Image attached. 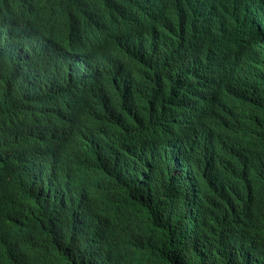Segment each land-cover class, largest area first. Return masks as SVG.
<instances>
[{"label": "trees", "instance_id": "1", "mask_svg": "<svg viewBox=\"0 0 264 264\" xmlns=\"http://www.w3.org/2000/svg\"><path fill=\"white\" fill-rule=\"evenodd\" d=\"M13 1L16 3L19 0H0V11L7 12L12 10ZM231 2H235L234 4H236L239 12L243 11L246 13L244 21L246 24L250 23L251 17L246 7L242 8L243 5L234 0H195L191 7H186L182 10L177 20L160 17L153 8L152 13L148 2H146L148 7L143 3L141 4V2H136L140 8L139 13L135 14V17L143 27V37L146 40L144 51L140 57L142 65L139 67H128L125 70L127 72H124L122 76L107 77L104 74L97 77L98 80L89 78L86 90H84L83 86V74L80 76L78 88L81 87L82 91L77 98L84 104L83 108H81L83 115L76 116L74 113L76 111L75 108H70L71 113L65 114L71 120L74 131L80 133L74 138L54 142L47 134L44 137H40L35 129L23 128L21 126L24 123L23 121L19 123L21 127L14 124L11 126L8 123L10 120L7 115L8 110L12 111L17 108L21 110L23 106L22 98L26 100V96L20 91L18 83H16L14 89H10V87L3 88L0 85V105L2 107L0 108V122L2 123L0 124V131L5 133L9 145L19 151L26 150L35 161L40 155V151L37 150L40 145L45 143L47 147L54 143L57 146L56 150H47L43 160L45 163H50L54 166L52 179L66 197L69 210L73 211L70 223L66 224L62 221L61 225L57 226L54 220L44 218L38 210L29 209L27 206L17 213L25 225L24 232L30 237L31 241L39 244L42 252L44 251L42 253L44 262L51 264V259L61 257L63 252L62 254H67L71 259L60 258L56 264H85L86 261L88 264H197V262L198 264H207V258L208 264H229L232 260L230 264H264V196L257 193L254 189L248 190V186H245V189H240L242 185L240 183L242 182H240L239 174L227 176V169L231 168V163L243 161L249 164L246 161L247 153L240 150L238 145L248 150H251L252 146L246 130L237 126L227 112L229 107L215 104L216 100L225 101L226 95L237 96L240 98L241 108L245 112L256 110L259 112L260 117L264 119V99L250 100L248 95L249 81L253 78L263 77L262 72L264 69L259 63L251 60L253 56L247 55L245 51L238 52L240 51L238 46L243 48L242 42L239 45L223 47L222 41L229 36L228 29L221 25H216L213 21L216 19L214 10L217 9V13L220 10L222 13V7H226ZM215 3L218 5L217 8ZM207 4H210L208 7L210 8L208 13H211L210 18H205L204 15L206 11L204 9ZM197 5L200 6L199 10H196ZM261 5L263 6V2ZM197 12L200 14L198 17ZM0 16L1 21V12ZM141 17H144L143 20H140ZM206 21L211 23L209 27H205ZM211 25L212 28H210ZM160 28L165 29L166 36L156 38L155 35ZM209 28L214 31L217 40L215 38H211L212 41L203 39V33L207 32ZM257 32L262 34V37L264 36V31L259 30L257 23H255L250 30V34L253 36ZM177 40H181L182 43ZM215 49L217 63L214 67ZM188 51L190 54H188ZM180 62L181 64H179ZM205 63L208 64L206 66L208 69L206 74L204 71ZM250 63L251 67H249ZM142 67L150 70L156 69V74L143 71L141 73L137 72ZM195 67L199 69L198 73H196ZM186 68L191 69L188 75L190 78L188 103L186 102ZM228 69L231 70L228 71ZM176 72H181L182 75L179 77L184 80L183 87L179 92V104L174 81ZM212 75H218L225 80L226 85H234L236 88H226V95L221 93L219 97L215 99L213 97V100L209 101L208 98L211 91H209L210 83L208 79ZM196 78L197 82H199L197 92V99H200L199 105L202 106V109H206L208 113L216 110L217 114H211L212 119L215 121L214 123H204L200 119L201 112L195 113L196 111H194L192 101L196 99L194 87ZM59 79L60 75L56 74L54 77L49 78L47 82L54 84L55 87H60L61 95L57 96L58 91L52 89L50 93H43L44 99L42 101L37 100L36 105L41 109L38 110V113L43 114L45 118H47V115L53 114L45 108L46 104H57L58 97L62 100L66 98L76 99L75 85L72 87L67 84V86L71 87L73 95L65 96L66 85L63 81H68L69 79ZM112 83L120 85L123 89L129 86L130 89L117 94L113 89L110 90V84ZM138 84L141 85V88L138 87ZM147 86H152L153 89L147 91ZM139 89L142 91L139 92ZM105 92L111 95L115 101L114 104H108L105 100L95 103L97 102L95 96ZM119 95L125 96L122 100H119ZM17 96H19V99ZM48 96L52 99H48ZM90 96L94 97L90 99ZM10 97H13V100ZM72 101L74 102V100ZM99 104L104 106L103 110H100ZM90 105H93L94 111L107 115L100 124L94 123L93 125V121L87 116L92 111ZM192 107L193 109H191ZM178 111L180 123L177 124ZM182 116L188 119V123L187 121H181ZM159 119H161L160 123ZM159 125L161 129H159ZM176 126L180 129L179 134L176 132ZM170 129L175 130L169 132ZM82 130L85 134L82 133ZM215 134H227L233 140H225L222 136L217 138L214 136ZM104 136H106V139ZM109 138L113 140L110 141ZM85 142H87L86 145L84 144ZM95 143L107 144L110 147L113 154L117 155L113 163H110L106 156H102L101 161L103 163L95 166L98 159L92 158L93 155L95 156L92 153ZM180 145L189 147L187 148L188 152L185 151V148H182V153L180 154L176 150V147ZM226 146L236 148L238 150L237 153L227 155L217 152L227 148ZM66 148L67 150H65ZM83 150L86 151H84V154ZM88 154L92 156L89 155V157ZM188 154L191 156H188ZM83 155H86V160ZM169 155H172V157L169 158ZM73 160L74 162L71 163ZM85 162L86 164L89 163L87 164L89 167L86 164L82 166V163ZM188 164H191L190 170L192 172L190 181L191 197L188 194L189 188L185 178L190 175L186 168ZM96 167L99 169L98 172L93 169ZM121 169L123 171H120ZM102 172L109 174V176ZM133 173L136 175L131 176L130 174ZM140 174H144L142 178L139 176ZM99 175L104 176L100 177ZM177 176H180V178H177ZM109 177L112 180H123L120 181L119 186L118 184L113 186L114 190H112L113 187H109L107 184ZM116 177L117 179H115ZM57 178H59L58 181H56ZM170 181L173 184H170ZM59 182L62 183L60 184ZM131 182L133 184L136 183L133 185ZM178 183L182 184L181 191L176 189ZM65 184L66 188L62 190ZM156 184L161 185L157 186ZM126 186L128 190L125 189ZM146 186L148 189H146ZM118 187L120 190L117 191ZM160 187H163V189ZM133 188L136 189L134 190ZM6 190V201L9 200L8 202L14 204L22 201L20 193L16 196L17 190L13 188L9 189V191L6 188ZM91 190L93 193H91ZM196 190H198L197 194H195ZM126 191L127 193L125 194ZM246 192L248 194L244 195ZM128 193L132 196H129ZM133 193L135 199L142 195L140 196L141 199L139 198L140 201L138 198L134 199ZM195 195L200 200L197 207H195ZM104 198H107V201ZM151 198H155V200L153 201ZM169 198L173 199V201L176 199L173 202L175 206L172 204L176 208L170 207ZM186 198L191 200L190 207L186 206L187 201H189ZM146 199H148L150 204ZM141 201H145V203ZM112 202L116 203L110 207L104 205V203ZM152 205L154 207H151ZM200 206L202 207L201 210L196 211V208ZM97 207L108 220L103 215L94 213ZM142 207L146 212L142 210ZM167 207L169 209L173 208V211ZM63 209L61 206V211H64ZM186 209L189 210L188 219H186ZM85 213L89 214L87 219H85ZM159 215L161 216L160 218ZM171 220H173V225L172 222H169ZM165 221H168V223ZM157 224H160V226H157ZM75 227L79 228V234L77 235L74 233ZM77 236L79 238L78 242L75 241ZM235 238L237 239L236 241H234ZM66 240L68 243L65 242ZM46 241L52 244L49 245ZM54 246L56 248L53 249L52 247ZM229 248H231V251ZM93 253H95V257H93ZM146 256L148 257L146 258ZM220 256L221 258H219ZM222 258L225 263L221 260ZM149 260L152 261L150 262Z\"/></svg>", "mask_w": 264, "mask_h": 264}, {"label": "clouds", "instance_id": "2", "mask_svg": "<svg viewBox=\"0 0 264 264\" xmlns=\"http://www.w3.org/2000/svg\"><path fill=\"white\" fill-rule=\"evenodd\" d=\"M153 1V9L156 13L160 12L158 0ZM194 1L162 0L161 11L165 14L162 13L159 16L177 20L178 17L175 16H179L178 13H181L184 8L191 7ZM234 1L239 4L244 2L250 17L251 9L254 7V13L257 16L254 22L257 23L259 30L264 31V27L260 25L261 21L264 22V0L263 6L260 0H254V2H251V0ZM14 2H12V10L0 11L4 15L5 21V31L2 33L3 20L1 18L0 85L6 88L11 85L16 86V83H18L20 91L26 96L23 105L26 109L24 112H21L18 108L8 111L9 119H15L14 121L9 120L8 123L12 126V124L19 125L23 121L24 128L35 129L39 136H46L47 132H50V138L54 142L74 138L71 135L77 136L80 133L74 131L71 120L65 114L68 113L70 108H74L73 106L78 110L83 108L84 104L81 106H76L74 103L69 105L65 100H62L64 103L61 105L60 103L46 104L45 108L53 114L51 116L47 115V118H45L43 114L38 113V110L41 109L36 105L37 100L33 99L30 103L29 95L33 97L42 96L46 92V88L55 87L47 80L56 74L60 75L59 80L69 79V84L74 87L76 76L71 72H80L81 75H84L85 72L83 66H74V64L66 66L69 61L73 63L76 61L96 63L89 66L91 71H97L96 77L104 74L107 77L122 76L128 67L141 66L142 63L139 59L144 51L146 40L143 37V27L135 17L140 8L136 2H141V0H19L16 3ZM146 2L148 0H143L145 6H147ZM234 3L231 2L226 7H222V13L218 10L221 17L213 21L228 29L229 36L224 38L226 43L232 45L238 40L239 42L235 45H239L240 42L247 41L249 45L243 44L244 49H240L238 52L250 53V56H253L251 60L259 63L264 69V36L262 37L259 32L251 36L250 30L253 28L251 22L246 24L244 29L239 25L236 27L237 29L233 27L235 28L233 30L228 21H241L239 17L229 18L230 13L239 12ZM106 21L109 24L105 28ZM210 28H212V25ZM210 28L207 31L208 34L203 33V39L212 41L211 38H215L217 40L214 31ZM95 36L98 37L95 38ZM164 36H166L165 29H158L155 37ZM3 37H5V40L1 41ZM12 43L15 45L13 50L10 46ZM21 44H24V46H20ZM99 46L101 48H97ZM1 47H5L6 53L1 52ZM47 47L50 51L47 50ZM39 49L42 50L41 53ZM129 51L130 53H128ZM31 52L32 54L29 56ZM21 53H25V55L18 56ZM20 57L24 59L22 65L24 73L21 71ZM249 67H251V63ZM138 70L146 73L151 72V74H156L157 71L156 69L147 70L144 67ZM31 71L33 73L29 75ZM93 72L89 74V78L94 79ZM80 74L77 77H80ZM181 75L179 74V76ZM262 75L263 77L251 80L248 89L250 100L264 99V71ZM11 76L15 78L16 82H11ZM23 76L24 82H21ZM215 78L220 77L212 75L208 79L210 83L209 91H211L209 101H212L213 97L214 99L219 97L221 93L226 95V88L214 90ZM174 81L176 84V76ZM181 82L180 87L182 88L184 80L181 79ZM65 85L67 84L65 83ZM138 87L141 88V85L138 84ZM31 88L37 91L30 92ZM112 89L117 94L123 93L121 90H124L115 83L110 84V90ZM142 90L139 89V92ZM72 95L73 91H71ZM95 100L97 101L95 103L103 100L108 104L115 103L108 92L96 95ZM199 101L200 99H197V104L196 99L192 101L195 113L201 112L200 119L204 123H214L211 114H217L216 110L208 113L206 109H202ZM225 101L216 100L215 104L229 107L227 112L237 126L246 130L252 146V149L248 150L237 144L240 150L247 153L246 161L249 164L243 161L231 163V168L227 169V176L239 174L240 182H242L240 183L242 184L240 189H245V186H248V190L254 189L264 196V119L260 117L259 112L256 110L245 112L241 108L240 98L237 96L226 95ZM29 107L34 109L33 113L27 110ZM181 121L186 122L187 118L182 116ZM58 134H61V136L58 137ZM62 134L64 135L62 136ZM67 134H70V136H67ZM214 136L217 138L222 136L229 141L233 140L227 134H215ZM102 145L105 144L97 143L94 145L95 156L93 155V158H98L97 162H99L102 156H106L109 162L113 163L114 158L111 156L114 154L112 150L107 145L105 147H102ZM226 147L217 152L234 155L238 151L236 148ZM37 150L40 151V155L35 161L26 150L19 151L10 146L5 133L0 131V164L5 162L0 167V264H47L42 260V250L39 244L29 239L24 232L25 225L17 215L25 206L29 209L38 210L44 218L54 221L57 218V208L61 209L62 206L64 211L61 221L66 224L70 223L73 215V211L69 210L67 206L66 197L52 179V175H54L53 164L45 163L43 160L47 151L45 143L40 145ZM3 153H5L4 157ZM6 187L18 190L22 201L18 204L7 202ZM65 188L66 184L62 187V190ZM94 213L105 217L98 207ZM4 222L7 226L5 232ZM65 242L67 243V240ZM60 258L71 259L67 254L61 253V257L51 259V264H56Z\"/></svg>", "mask_w": 264, "mask_h": 264}, {"label": "bare ground", "instance_id": "3", "mask_svg": "<svg viewBox=\"0 0 264 264\" xmlns=\"http://www.w3.org/2000/svg\"><path fill=\"white\" fill-rule=\"evenodd\" d=\"M206 1H208V0H206ZM148 2H149V5H150V11L152 12V8H153V4H154V1L153 0H148ZM251 2H254V0H251ZM260 2L262 3L263 2V0H260ZM143 3V0H141V4ZM209 5L210 4H207V6L205 7V9L204 10H206L205 11V18H210V15H211V13H208V10L210 9V8H208L209 7ZM215 7L217 8L218 7V5L215 3ZM242 8H244L245 7V3L243 2L242 3ZM162 6H163V4H162V0H158V9H159V11L160 12H158V14L159 15H162V13L163 14H165V12H162L161 11V9H162ZM199 8H200V6L199 5H197V7H196V10H199ZM254 8V7H253ZM251 9V26L253 27L254 25H255V22H254V20H255V18H256V15H255V13H254V9ZM215 12V18H220L221 16V14H219V13H217L216 11H217V9H215L214 10ZM153 13V12H152ZM180 14L181 13H178V15L180 16ZM200 14L197 12V17L199 16ZM240 15V16H239ZM179 16H175V17H179ZM236 17H239V19L241 20L240 22H238V21H231V20H229L228 22H229V24L230 25H232V27H238L239 25L241 26V28H245L246 27V23H245V21H244V19H245V17H246V13L245 12H243V11H241V12H232V13H230V16H229V18L231 19V18H236ZM143 18L144 17H141L140 18V20H143ZM2 20H3V26H2V33H4V31H5V21H4V15L2 14ZM106 26H105V28L107 27V25L109 24V22L108 21H106ZM123 24V23H122ZM211 23L210 22H207L206 21V23H205V27H209V25H210ZM216 25H217V23H216ZM260 25H261V27H264V22H260ZM118 28V27H117ZM122 28H125V27H122ZM206 34H208V32H205ZM220 34V33H219ZM196 35H197V31H196ZM98 36H95V38H97ZM12 38V37H11ZM5 40V37H3V39H1V41H4ZM179 43H182V41L181 40H177ZM185 42L186 43H188V41L187 40H185ZM197 42V41H196ZM237 42H239L238 40H236L232 45H235ZM207 43H210V42H207ZM243 44H245V45H249V43L247 42V41H244L243 42ZM88 45V44H87ZM222 45H223V47H228L229 45H231V44H229V43H226L225 41H222ZM11 50H13V48H14V43H12L11 45ZM20 46H24V44H21ZM31 46V45H30ZM39 46H41V45H39ZM79 46V45H78ZM166 46V45H165ZM5 47H1V52L4 54V53H6V50L4 49ZM97 48H101V46H99V47H97ZM238 49H243V48H241V47H239L238 46ZM47 50L48 51H50V49H49V47H47ZM167 49H166V47H165V51H166ZM33 51V50H32ZM39 52L41 53L42 52V50L41 49H39ZM128 53H130V51L128 52ZM32 54V52L29 54V56ZM188 54H190V52L188 51ZM22 55H25V53H21V54H19L18 56H22ZM247 55H250V53H247ZM139 60H141V59H139ZM20 61H21V71L24 73V69L22 68V65H23V61H24V59L23 58H21L20 57ZM150 61V60H149ZM147 63H149V62H147ZM214 67L216 66V63H217V59H216V49H215V53H214ZM74 64V66H83V69H84V72H85V74L83 75V78H84V90H86L87 88H88V81H89V74H91V70L89 69V66L90 65H95L96 63H90V62H81V61H76L75 63H73V62H67L66 63V66H70V65H73ZM179 64H181V62L179 63ZM198 65V64H197ZM196 65V66H197ZM208 64L207 63H205V67H204V71H205V74L207 73V71H208V69H207V66ZM147 70H149V68H147ZM231 69H228V71H230ZM191 71V69H189V68H186V85H187V89H186V102L188 103V101H189V81H190V78L188 77V75H189V72ZM195 71H196V73H198L199 72V69L197 68V67H195ZM215 71H218V70H215ZM124 72H127V71H124ZM137 72H140L141 73V71H137ZM162 72V71H161ZM33 73V71H31L30 73H29V75H31ZM72 74H74V76H76L75 77V97H76V100L75 99H69V98H66V99H64L69 105H72L73 103L76 105V106H81L82 104H83V102L80 100V99H78L77 98V96H79L80 95V92L82 91V88L80 87V88H78L79 87V85H80V77H77L78 76V74H80V72H71ZM239 73H242V72H239ZM248 73H252V72H248ZM93 74V78L95 79V80H98V78L96 77V74H97V71H95V72H93L92 73ZM179 74H181V72H176L175 73V76H176V91H177V102H178V104H179V101H180V91H181V87H180V82H181V78L179 77ZM81 75V74H80ZM247 78H251V77H247ZM24 76H23V78H22V80H21V82H24ZM31 81H34V80H31ZM11 82H16V80H15V78L13 77V76H11ZM63 82H65L66 84H69V81H63ZM125 82H129V81H125ZM250 83H251V81H249ZM198 83L199 82H197V78H196V83H195V91H196V104H197V92H198ZM10 87V89H14V85H11V86H9ZM19 87V86H18ZM221 88H228V89H232V88H236V86H234V85H226V82H225V80L224 79H221V78H215V81H214V90H219V89H221ZM46 89H49V90H47L46 92H51V90L52 89H56L58 92H57V96H59V95H61V88L60 87H50V88H46ZM65 91L64 92H66V96H68V95H70L71 96V87H68L67 85H66V87H65ZM125 90H121L122 92L123 91H126L127 89H130V87L129 86H126L125 88H124ZM151 89H153V87L152 86H147V91H151ZM64 90V89H63ZM37 90H35L34 88H31V90H30V92H36ZM246 92V91H245ZM1 93V92H0ZM49 93H48V95H49ZM14 94V93H13ZM46 94V93H45ZM44 94V95H45ZM52 94V93H51ZM2 95V94H1ZM8 95H10V94H8ZM7 95V96H8ZM53 95V94H52ZM247 95V94H246ZM11 96V95H10ZM45 96H47V95H45ZM124 96L125 95H119V97H118V99L119 100H122L123 98H124ZM18 97V99H19V96H17ZM92 97H94V96H90L89 98L90 99H92ZM100 97H102V96H100ZM9 98V97H8ZM11 98V97H10ZM13 98V97H12ZM11 98V100H13ZM15 98V97H14ZM16 99V98H15ZM14 99V100H15ZM33 99H36V100H43L44 98H43V96H36V97H33L32 95H29V100H30V103H31V101L33 100ZM48 99H52L51 97H49L48 96ZM72 100H75L74 102L72 101ZM6 101H8V100H6ZM22 101H23V105L25 104V98H22ZM44 101H46V100H44ZM43 101V102H44ZM12 102H14V101H12ZM6 103H8V102H6ZM6 103H5V105H6ZM20 103V102H19ZM57 103H60V105L61 104H63L64 102L62 101V99L61 98H59L58 97V99H57ZM3 104V103H2ZM12 104V103H11ZM4 105V104H3ZM20 105V104H19ZM5 107V106H4ZM74 108H75V106H73ZM90 107L92 108V111L87 115V116H89V118L93 121V125H94V123H96V124H100L101 122H102V120L107 116V115H102V114H100V113H98L97 111H94L93 110V105H90ZM99 107H100V110H103L104 109V106L102 105V104H99ZM0 108H2L1 107V105H0ZM20 108V107H19ZM8 109H9V107H8ZM25 106H22L21 107V112H24L25 111ZM30 113H33L34 112V109L33 108H31V107H29L28 109H27ZM5 111V110H4ZM9 111V110H8ZM57 112L58 113H60L61 114V112L59 111V110H57ZM28 113V112H27ZM68 113H71V111L70 110H68ZM75 115L76 116H80V115H83V111H82V109L80 108V109H78V110H76L75 112ZM188 113V112H187ZM7 115H8V113H7ZM9 116V115H8ZM51 116V115H50ZM54 118V117H53ZM55 118H57V119H62V118H60V117H55ZM10 120H12V121H14V119H10ZM91 122V121H90ZM161 122V119H159V123ZM169 122H170V116H169ZM74 123V122H73ZM178 123H180V120H179V111L177 112V124ZM187 123H188V119H187ZM0 124H2L1 122H0ZM77 125H78V123H76ZM80 125V124H79ZM19 127H21V126H23V125H18ZM85 126H86V124H85ZM81 127V126H80ZM82 127H83V125H82ZM82 127H81V129H82ZM89 127V126H88ZM24 128V127H23ZM94 128V127H93ZM95 128H97L96 126H95ZM100 128V127H99ZM98 128V129H99ZM17 129V128H16ZM102 129V128H101ZM159 129H161V127H160V125H159ZM21 130H23V129H21ZM25 130V129H24ZM94 130V129H93ZM168 130V129H167ZM173 130H175V129H170L169 130V132H171V131H173ZM176 132L179 134L180 133V129L178 128V126H176ZM20 131V130H19ZM85 131V130H84ZM86 131H88V130H86ZM103 131V130H102ZM16 132H18V131H16ZM78 132V131H77ZM89 132V131H88ZM101 132V131H100ZM82 133H84L83 132V130H82ZM17 134V133H16ZM85 134V133H84ZM28 135V134H27ZM47 135H48V137H50V135H51V133L50 132H47ZM59 135L61 136V134H58V137H59ZM64 134H62V136H63ZM70 136V134H67V136ZM72 137H76V136H74V135H71ZM31 137V136H30ZM41 137V136H40ZM42 137H44V135L42 136ZM101 137H103V136H101ZM106 136H104V138H105ZM141 137H142V135H141ZM81 138V137H80ZM94 138H96V137H94ZM112 138H113V136H112ZM110 139V141L111 140H113V139ZM29 139V138H28ZM84 139V138H83ZM82 139V140H83ZM106 139V138H105ZM68 140V139H67ZM80 140V139H79ZM97 140V139H96ZM33 141V140H32ZM47 141V140H46ZM85 141V140H84ZM104 141V140H103ZM110 141H109V143H110ZM115 141V140H114ZM113 141V142H114ZM118 141V140H117ZM43 142V141H42ZM78 142H80V141H78ZM97 142V141H96ZM66 143V142H65ZM81 143V142H80ZM107 143V142H106ZM115 143H116V141H115ZM48 144V143H47ZM85 145L87 144V142H85L84 143ZM60 145V144H59ZM58 145V146H59ZM63 145H64V143H63ZM80 145V144H79ZM88 145H89V142H88ZM94 145V144H93ZM107 145V144H106ZM111 145V144H110ZM67 147H69V146H67ZM80 147H81V145H80ZM83 147H84V145H83ZM102 147H105V145H102ZM47 148V150H49V151H53V150H56L57 149V146L54 144V143H52V144H50L49 146H47L46 147ZM60 148H61V146H60ZM171 148H173V147H171ZM182 148H185V151L186 152H188V149L187 148H189V147H185V146H178V147H176V150L181 154L182 153V151H181V149ZM31 149V148H30ZM62 149V148H61ZM64 149V148H63ZM85 149V148H84ZM65 150H67V148L65 149ZM86 150L89 152V150L87 149V147H86ZM94 150V149H93ZM85 150H83V154L86 152H84ZM92 151V150H91ZM66 152V151H65ZM77 152V151H76ZM91 153V152H90ZM92 153H94V151L92 152ZM115 154V153H114ZM3 155H5V153H3ZM31 155V154H30ZM33 155V154H32ZM81 155V154H80ZM87 155V154H86ZM85 155V156H86ZM89 155H91V154H88V156ZM85 156L83 155V157L85 158ZM92 156V155H91ZM152 156H154V155H152ZM188 156H191L190 154H188ZM47 157V156H46ZM45 157V158H46ZM90 157V156H89ZM112 158H117V155H112L111 156ZM172 157V155H169V158H171ZM48 158H49V156H48ZM81 158V157H80ZM93 158V157H92ZM38 159V158H37ZM87 158H85V160H86ZM121 159V158H120ZM72 160V159H71ZM93 160V159H92ZM98 160V159H97ZM118 161H119V159H118ZM121 161H122V159H121ZM72 162H74V160L73 161H71V163ZM103 162L102 161H99V162H97V163H95V166H96V164H98L97 166H99V164L101 165ZM5 163H3V162H1V164H0V166H3ZM75 164V163H74ZM84 164H86V162L85 163H82V166L84 165ZM87 164H89V163H87ZM86 164V165H87ZM75 165H77V164H75ZM88 166V165H87ZM94 166V167H95ZM125 166V165H124ZM131 166H134V165H131ZM190 166H191V164H188V165H186V168H187V172L190 174L189 175V177H185L186 179H187V186H188V188H189V192H188V194H189V196L191 197V192H190V189H191V176H192V172H191V170H190ZM78 167V166H77ZM89 167V166H88ZM91 167V166H90ZM119 167V166H118ZM14 168V167H13ZM126 168V167H125ZM12 169V168H11ZM15 169H18V168H15ZM91 169V168H90ZM93 169H96L97 170V172H98V170L99 169H97V167L96 168H93ZM118 169V168H117ZM92 170V169H91ZM110 170V169H109ZM114 170V169H113ZM119 170V169H118ZM93 171V170H92ZM104 171V170H103ZM120 171H123L122 169L120 170ZM58 172V171H57ZM99 172H101V171H99ZM104 172H106V171H104ZM104 172H102V173H104ZM109 172V171H108ZM112 172V171H111ZM96 173V172H95ZM101 173V174H102ZM107 173V172H106ZM75 174V173H74ZM98 174H100V173H98ZM105 174V173H104ZM112 174V173H111ZM118 174V173H117ZM96 175V174H95ZM105 175H108L109 176V174H105ZM113 175V174H112ZM111 175V176H112ZM131 176H134V175H136V174H130ZM143 175L144 174H140L139 176H141V178L143 177ZM171 175V174H170ZM169 175V176H170ZM56 176V175H55ZM60 176V175H59ZM77 176V175H76ZM100 176V175H99ZM101 176H104V175H101ZM100 176V177H101ZM107 176V177H108ZM138 176V175H137ZM150 176V175H149ZM181 176V175H180ZM180 176H177V178H180ZM57 177V176H56ZM106 177V176H105ZM113 177V176H112ZM152 177V176H151ZM66 178H67V176H66ZM72 178V177H71ZM99 178V177H98ZM110 178V177H109ZM140 178V177H139ZM58 179L59 178H57V180L56 181H58ZM115 179H117V177L115 178ZM127 179V178H126ZM135 179V178H134ZM133 179V180H134ZM109 181L107 182V184H108V186L109 187H113V186H115L116 184H118V186H119V183H120V181H122L123 179H121V180H112V178H110V179H108ZM136 180V179H135ZM139 180V179H138ZM125 181V180H124ZM137 181V180H136ZM151 181H153V180H151ZM134 182V181H133ZM140 182V181H139ZM148 182V181H147ZM60 183V182H59ZM62 183V182H61ZM60 183V184H61ZM66 183V182H65ZM68 183V182H67ZM125 183V182H124ZM132 183V182H131ZM136 183V182H135ZM134 183V184H135ZM149 183H150V181H149ZM170 184H173V182L172 181H170L169 182ZM64 184V183H63ZM62 184V185H63ZM129 184V183H128ZM133 184V183H132ZM133 184V185H134ZM145 184L147 185V183L145 182ZM70 185H71V183H70ZM131 185V184H130ZM142 185V184H141ZM152 185V184H151ZM157 185V184H156ZM158 185H161V184H158ZM157 185V186H158ZM163 186H164V184H162ZM106 186V185H105ZM149 186V185H148ZM60 187H61V185H60ZM108 187V188H109ZM123 187V186H122ZM139 187H141V186H139ZM144 187V186H143ZM194 187H195V185H194ZM7 188V187H6ZM106 188V187H105ZM119 188V187H118ZM131 188V187H130ZM155 188H156V186H155ZM160 188H162L163 189V187H160ZM181 188H182V184H180V183H178L177 185H176V189H177V191H181ZM196 188V187H195ZM8 189V191H9V188H7ZM72 189V188H71ZM110 189V188H109ZM125 189H127V186L125 187ZM134 189V188H133ZM136 189V188H135ZM134 189V190H135ZM139 189H143V188H139ZM146 189H148L147 188V186H146ZM151 189H152V187H151ZM157 189V188H156ZM159 189V188H158ZM165 189V188H164ZM112 190H114V187H113V189ZM118 190H120V188L119 189H117V191ZM128 190V189H127ZM131 190H132V188H131ZM131 190H129L130 192H131ZM155 190V189H154ZM152 191V192H155V191ZM160 190V189H159ZM7 191V190H6ZM18 191V190H17ZM92 191V190H91ZM90 191V192H91ZM124 191V190H123ZM122 191V192H123ZM150 191V192H151ZM13 192V191H12ZM89 192V193H90ZM107 192V191H106ZM111 192V191H110ZM134 192V191H133ZM137 192H139V191H137ZM91 193H93V191L91 192ZM108 193V192H107ZM127 193V191L125 192V194ZM132 193V192H131ZM136 193V192H135ZM163 193V192H162ZM198 193V190H196V193L195 194H197ZM17 194H19V191H18V193H16V196H17ZM111 194V193H110ZM118 194V193H117ZM124 194V193H123ZM143 194V193H142ZM160 194H161V192H160ZM248 194V192H246L244 195H247ZM7 195V194H6ZM12 195V194H11ZM128 195H129V193H128ZM127 195V196H128ZM131 195V194H130ZM129 195V196H130ZM136 195H138V194H136ZM140 195V194H139ZM154 195V194H153ZM153 195H152V198H153ZM157 195V194H156ZM162 195V194H161ZM8 196H9V194H8ZM13 196V195H12ZM20 196V195H19ZM106 196V195H105ZM132 196V195H131ZM140 196H142V195H140ZM140 196H138L137 198L139 199L140 198ZM144 196H145V194H144ZM158 196H159V194H158ZM196 196V202H195V207H197V206H199L198 205V203L200 202V200H199V198H197V195H195ZM109 197H111V196H109ZM133 197H134V193H133ZM148 197H150V196H148ZM155 197V196H154ZM157 197V196H156ZM160 197V196H159ZM10 198H11V196H10ZM103 198V197H102ZM136 198V199H137ZM145 198H147V197H145ZM145 198H144V200H145ZM151 198V199H152ZM107 199V198H106ZM105 198H104V200H106ZM134 199H135V197H134ZM135 199V200H136ZM141 199V198H140ZM140 199H139V201H140ZM187 199V198H186ZM133 200V199H132ZM147 201H148V199H146ZM153 201L155 200V198L154 199H152ZM187 200H189V199H187ZM187 200H185V201H187ZM9 201V200H8ZM7 201V202H8ZM102 201H103V199H102ZM107 201V200H106ZM108 201H109V198H108ZM138 201V200H137ZM138 201V202H139ZM159 201V200H158ZM175 201H176V199H175ZM175 201H173V199H171V198H169V205H170V207H172L173 205L175 206V204H173V202H175ZM179 201V200H178ZM117 202V201H116ZM116 202H112V203H104V205H106L107 207H110V206H112L114 203H116ZM132 202V201H131ZM137 202V203H138ZM142 202V201H141ZM156 202V201H155ZM154 202V203H155ZM103 203V202H102ZM142 203H145V201L144 202H142ZM141 203V204H142ZM148 203L150 204V202L148 201ZM161 203V202H160ZM159 203V204H160ZM186 203V202H185ZM190 203H191V200H189V201H187V203H186V206L187 207H190ZM16 204H18V203H16ZM136 204V203H135ZM156 204V203H155ZM173 204V205H172ZM179 204H180V202H179ZM99 205V204H98ZM100 205H103V204H100ZM137 205V204H136ZM139 205V204H138ZM148 205V204H147ZM157 205V204H156ZM163 205H164V203H163ZM144 206V205H143ZM161 206H162V204H161ZM173 206V207H174ZM148 207V206H147ZM149 207H150V205H149ZM151 207H154L153 205L151 206ZM25 208V207H24ZM130 208V207H129ZM168 209H169V207H167ZM174 208H176V207H174ZM201 206L200 207H198V208H196V211H200L201 210ZM154 209V208H153ZM162 209V208H161ZM142 210H145V209H143V207H142ZM169 210H171V211H173V208L171 209H169ZM187 210V209H186ZM150 211V210H149ZM159 211H161V210H159ZM183 211H184V209H183ZM145 212H146V210H145ZM156 212V211H155ZM170 212V211H169ZM189 210H187L186 211V219H188L189 218ZM62 213H63V211H61V209H59V208H57V210H56V216H57V218H56V225L57 226H59V225H61V223H62V221H61V216H62ZM93 213V212H92ZM152 213V212H151ZM173 213V212H172ZM158 214V213H157ZM89 214L88 213H85V216H86V218L85 219H87V216H88ZM156 215V214H155ZM167 215V214H166ZM38 216V215H37ZM152 216V215H151ZM151 216H150V218H151ZM154 216V215H153ZM161 216L159 215V218H160ZM163 217V216H162ZM155 218H156V216H155ZM36 219H37V217H36ZM166 219V218H165ZM156 220V219H155ZM173 220H171V221H169V222H172ZM156 222V221H155ZM166 222V221H165ZM147 223V222H146ZM153 223V222H152ZM157 223V222H156ZM159 223H160V221H159ZM166 223H168V221L166 222ZM161 224V223H160ZM160 224L158 225L157 224V226H160ZM163 224V223H162ZM165 224V223H164ZM171 224V223H170ZM169 224V225H170ZM3 225H4V232H5V229H6V223L4 222L3 223ZM140 225V224H139ZM172 225H173V222H172ZM153 226V225H152ZM156 227V226H155ZM167 228H168V226H166ZM172 227V226H171ZM178 227V226H177ZM81 228V227H80ZM79 229V228H78ZM77 229V227H75V235H77V234H79V230ZM85 229H87V228H85ZM89 230H90V228H88ZM92 229V228H91ZM163 229V228H162ZM170 229V228H169ZM233 229H234V226H233ZM82 230V229H81ZM84 230V229H83ZM168 230V229H167ZM167 230H166V232H167ZM68 231H70V230H68ZM92 231V230H91ZM171 231V230H170ZM66 232H67V230H66ZM157 232V231H156ZM177 233V232H176ZM81 234V233H80ZM74 235V236H75ZM114 235V234H113ZM149 235V234H148ZM31 236H33V235H31ZM68 236H70V235H68ZM79 236H81V235H79ZM128 236V235H127ZM84 237V236H83ZM114 237V236H113ZM138 237V236H137ZM30 238V237H29ZM35 238H36V236H35ZM41 238H43V237H41ZM152 238V237H151ZM44 239V238H43ZM127 239V238H126ZM146 239H148V238H146ZM234 239V238H233ZM46 240V239H45ZM85 240V239H84ZM213 240V239H212ZM227 240H229V239H227ZM237 239L235 238V240L234 241H236ZM70 241V240H69ZM75 241L76 242H78L79 241V238H78V236L76 237V239H75ZM154 241H155V236H154ZM214 241H215V239H214ZM213 241V242H214ZM46 242H48V241H46ZM68 243V242H67ZM156 243V242H155ZM234 243V242H233ZM236 243V242H235ZM238 243V242H237ZM48 244H49V242H48ZM50 244H52V243H50ZM49 244V245H50ZM82 244V243H81ZM80 244V245H81ZM224 244V243H223ZM206 245V244H205ZM210 245V244H209ZM51 246H53V245H51ZM64 246V245H63ZM73 246V245H72ZM208 246V245H207ZM236 246V245H235ZM43 247V246H42ZM210 247V246H209ZM229 247V246H228ZM53 249L54 248H56L55 246L54 247H52ZM65 248H66V246H65ZM70 248H72V247H70ZM74 248V247H73ZM211 248V247H210ZM236 248V247H235ZM234 248V249H235ZM44 249V248H43ZM219 249V248H218ZM225 249V248H224ZM231 248H229V250H230ZM62 250V249H61ZM71 250V249H70ZM74 250V249H73ZM78 250H80V248H78ZM119 250V249H118ZM226 250V249H225ZM51 251V250H50ZM55 251V250H54ZM53 251V252H54ZM219 251V250H218ZM217 251V252H218ZM231 251V250H230ZM42 253H44V251L42 252ZM63 253V252H62ZM71 253V252H70ZM77 253V252H76ZM211 253V252H210ZM55 254V253H54ZM73 254V253H72ZM71 254V255H72ZM202 254H204V253H202ZM207 254V253H206ZM225 254V253H224ZM45 255V254H44ZM70 255V256H71ZM210 255V254H209ZM220 255V254H219ZM229 255H231V254H229ZM228 255V256H229ZM192 256V255H191ZM211 256V255H210ZM216 256V255H215ZM214 256V257H215ZM222 256V255H221ZM221 256L219 257V258H221ZM148 256H146V258H147ZM204 257H206V256H204ZM230 257V256H229ZM234 257V256H233ZM207 258V257H206ZM210 258V257H209ZM218 258V257H217ZM228 258V257H227ZM81 259V258H80ZM79 259V260H80ZM152 259V258H151ZM194 259V258H193ZM192 259V260H193ZM208 259V258H207ZM207 259H206V262H207V264L209 263L208 261H207ZM229 259H232V258H229ZM235 259V258H234ZM191 260V261H192ZM198 260V259H197ZM221 260H223V258L221 259ZM93 261V260H92ZM144 261H146V260H144ZM143 261V262H144ZM150 262L152 261V260H149ZM155 261V260H154ZM199 261V260H198ZM227 261H228V259H227ZM233 261V260H232ZM232 261H230V262H232ZM68 262V261H67ZM66 262V263H67ZM94 262V261H93ZM223 262H224V260H223ZM230 262H229V264H230ZM75 263V262H74ZM145 263V262H144ZM193 263V262H192ZM203 263H205V262H203ZM225 263V262H224ZM227 263V262H226ZM85 264H88V262L86 261V263ZM159 264H161V263H159ZM197 264H198V262H197ZM199 264H201V263H199ZM232 264H235V263H232Z\"/></svg>", "mask_w": 264, "mask_h": 264}]
</instances>
